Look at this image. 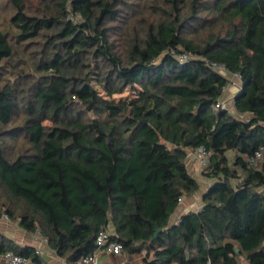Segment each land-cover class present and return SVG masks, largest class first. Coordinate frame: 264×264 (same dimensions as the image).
<instances>
[{
	"label": "trees",
	"instance_id": "16d2710c",
	"mask_svg": "<svg viewBox=\"0 0 264 264\" xmlns=\"http://www.w3.org/2000/svg\"><path fill=\"white\" fill-rule=\"evenodd\" d=\"M26 1L9 0L0 26V75L11 67L32 95L22 110L21 83L0 86V191L11 201L0 217L40 232L67 264L93 253L110 223V239L145 251L143 264H264V162L248 160L264 146V0H161L115 38L118 0H40L39 14ZM210 22L207 41L187 36ZM34 42L30 64L22 55ZM235 74L232 113L215 104ZM9 138L29 148L13 158ZM198 147L211 151V184L199 210L171 223L200 189L186 162ZM7 251L45 264L0 232Z\"/></svg>",
	"mask_w": 264,
	"mask_h": 264
},
{
	"label": "rangeland",
	"instance_id": "374dc122",
	"mask_svg": "<svg viewBox=\"0 0 264 264\" xmlns=\"http://www.w3.org/2000/svg\"><path fill=\"white\" fill-rule=\"evenodd\" d=\"M111 1V0H110ZM161 0H118L115 8L120 9V16L117 20H112L108 22V25L112 27L111 34H113V38L116 37L115 30L117 31V35L120 34V32H126L127 30L133 29L136 25H138V22H141V18H145L148 16L152 11L155 10L157 5L160 4ZM26 5L28 6V12L34 14V13H41L43 3L40 0H27ZM52 9H55L54 6ZM14 9L12 4L9 2V0H0V26L5 28L10 22V17L13 15ZM75 19V18H74ZM79 19V18H76ZM142 24V23H141ZM211 27L207 26V30L200 31L195 33L194 35L189 34L187 35L189 38H194L197 40V42H205L209 38V31L212 30V26L215 24L213 22H210ZM213 24V25H212ZM122 28V29H121ZM214 30L221 31V33L224 34L225 30L223 29L222 25L217 26ZM128 33V32H127ZM42 45H40L37 42L31 43L26 46V54L22 55L24 59L28 60V63L32 64L33 60L40 54ZM36 72H32V74H35ZM33 76V75H31ZM228 86L224 92L222 100L226 101L227 107L230 109L233 107V99L231 97H228L229 91L231 89L235 88V92H238L239 87L242 85V81L239 80L238 77H231L228 76ZM12 84V83H21L22 88H24L25 91L21 92L18 98V104L19 107L24 110V106L26 103V99L31 98L32 95L30 92H28L29 84H26L23 79H19L17 76V72H14L11 67H7V71H4L2 75H0V86L3 84ZM134 96V91L131 89H128L123 94L116 95L117 98H131ZM20 110V114H18V119L14 122L13 125H22L23 119L25 117L23 111ZM234 112V109L232 108V111ZM84 115L87 118H94L96 115L93 112H85ZM47 125H51V121H46ZM3 145L6 147L8 155L15 158L16 156L23 154L26 152V150L29 148L28 143L23 139H5ZM230 158L232 159L233 156L230 153ZM193 159V158H192ZM187 167L189 169V172L192 175L198 176L200 179V189L196 192V194H199L201 192V189H206L208 186V179L205 177V174L203 171L198 169H193L189 167V162L187 164ZM0 201L5 203V207L10 206V200L6 198V196L3 195L2 191H0ZM12 207V206H11ZM14 213L19 216L20 211L14 210ZM11 220V219H10ZM108 230L110 231V226L108 225ZM39 235H41L40 232H37Z\"/></svg>",
	"mask_w": 264,
	"mask_h": 264
},
{
	"label": "crops",
	"instance_id": "0c3cea01",
	"mask_svg": "<svg viewBox=\"0 0 264 264\" xmlns=\"http://www.w3.org/2000/svg\"><path fill=\"white\" fill-rule=\"evenodd\" d=\"M228 86V85H227ZM227 88V87H226ZM235 88L229 91L228 97H234L237 92ZM226 90V89H225ZM223 98V97H222ZM186 162L190 168L198 169L197 162L192 158H187ZM198 182L200 183L199 177L193 175ZM208 186L211 184V181L208 179ZM206 189H201L199 194L196 192L190 196H184L182 202H180L177 211L171 217V223L179 220L180 216L187 213L188 211H197L203 205V195L206 192ZM110 233H114L115 228L113 223L109 224ZM0 232H2L6 238L14 241L18 245H28L32 246L35 249L40 251V256L42 257L45 264H67L65 259L58 256L56 251L51 249L48 242L45 241L42 235L36 233H30L19 226V224L12 220H5L0 217ZM144 253L130 254L123 250L120 254H110L107 252H101L97 264H143ZM243 264H248L246 260L242 259Z\"/></svg>",
	"mask_w": 264,
	"mask_h": 264
},
{
	"label": "built area",
	"instance_id": "2783aa9c",
	"mask_svg": "<svg viewBox=\"0 0 264 264\" xmlns=\"http://www.w3.org/2000/svg\"><path fill=\"white\" fill-rule=\"evenodd\" d=\"M173 52V51H172ZM177 59L180 61L188 60L191 55L185 53V54H177L175 55ZM218 69H220L221 72H224V68L222 66H218ZM233 77H238L241 81V78L238 74L232 75ZM231 76V77H232ZM233 104H234V97ZM216 108H223L227 109L230 112L232 111V108L234 109V106L232 108L227 107L226 101L220 99L216 104ZM235 112V110H234ZM232 112V113H234ZM188 158H193L197 164L198 168L203 171L208 168L210 161H211V151L207 150L205 147H198L196 149H190L188 152ZM249 162L252 164V166L256 169H260L264 162V146H261L255 153L254 156L248 158ZM183 198L180 200L182 202ZM2 218L5 220H9V216L6 213L2 214ZM178 222V220L176 221ZM111 233L108 230L107 227H103L99 230L95 242H96V248L93 253L83 257L80 259L77 264H97L100 253L101 252H107L110 254H120L123 252V246L120 242L114 241L110 239ZM47 241V239H45ZM48 242V241H47ZM36 254L40 255V251L35 249ZM145 254V251H143ZM0 264H35L31 259L26 258L24 256H21L19 254H15L12 251H7L3 254H0ZM129 264V263H128ZM207 264H212L210 261Z\"/></svg>",
	"mask_w": 264,
	"mask_h": 264
},
{
	"label": "water",
	"instance_id": "95a60500",
	"mask_svg": "<svg viewBox=\"0 0 264 264\" xmlns=\"http://www.w3.org/2000/svg\"><path fill=\"white\" fill-rule=\"evenodd\" d=\"M158 231H160V230H158ZM239 249L237 248V251H238Z\"/></svg>",
	"mask_w": 264,
	"mask_h": 264
}]
</instances>
